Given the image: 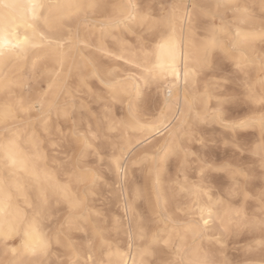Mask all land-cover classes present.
Wrapping results in <instances>:
<instances>
[{
  "label": "snow or ice",
  "instance_id": "obj_1",
  "mask_svg": "<svg viewBox=\"0 0 264 264\" xmlns=\"http://www.w3.org/2000/svg\"><path fill=\"white\" fill-rule=\"evenodd\" d=\"M161 8L156 15L125 0H0V264H264V55L249 51L257 41L264 45V0L259 23L243 27L246 21L226 20L238 8L227 0ZM217 53L235 65L243 92L210 106L198 85ZM127 65L136 70L131 76ZM181 79L193 88L182 104L175 97L173 111ZM94 81L99 88L90 87ZM140 81L165 87L150 115L135 100ZM88 97L104 102L102 113L91 112ZM239 99L249 114L230 117L224 105ZM125 100L126 111L114 114L113 105ZM207 122L226 130L224 143L237 159L248 154L257 163L195 156L198 178L176 184L182 215L162 203L158 180L151 212L138 211L143 190L126 187L133 151L143 148L141 166L154 165L158 176L162 160L190 155L185 140ZM242 130L259 136L240 138ZM256 167L261 186L251 192ZM101 168L116 182L103 180ZM213 172L230 178L228 197L216 196ZM101 182L120 190L122 214L94 207L89 196ZM232 196L256 201L259 212L247 215ZM241 229L259 239L243 261L223 258L224 238Z\"/></svg>",
  "mask_w": 264,
  "mask_h": 264
},
{
  "label": "bare ground",
  "instance_id": "obj_2",
  "mask_svg": "<svg viewBox=\"0 0 264 264\" xmlns=\"http://www.w3.org/2000/svg\"><path fill=\"white\" fill-rule=\"evenodd\" d=\"M100 2H107V0H100ZM125 2L136 5L137 12L139 13L150 11L153 14L159 15L164 10L161 8V5H166V6H170L174 4L175 5H179V4L191 5L192 3L198 2V0H173L168 3L167 2L162 3L160 1L159 2L156 1L157 3H156V6L154 7L150 3H147L146 5L144 4L145 8L143 10H140L138 8V4H136V0H125ZM212 2H214V0H212ZM227 2L232 5L238 6V8L236 10L237 12L233 13V16L230 19H228L226 16V20L234 21L236 23H239L240 21H246L247 24L246 25L242 24L241 25L242 27L259 23V18H260L261 11H262L261 0H227ZM230 11H233V10H230ZM217 23H219V20H217ZM117 35H120V33L118 32ZM127 35L132 36L134 39L132 40L131 37L126 36L127 42L129 44L134 43L135 37L133 33L129 31ZM112 43L115 44V41H112ZM249 51L253 56L258 57V56L264 55V45H261L260 42L257 41L249 49ZM224 61L228 62V64L231 66L232 73L236 75L237 70L235 68V65L232 63V61L225 58L223 54L217 53L212 58V69L206 74H204L199 81V85H198L199 91L201 93L207 91L210 94L209 97H206V101L210 106H215L217 103V100L222 98L223 95L228 94V91H229L228 87H226L223 82L216 83V84L215 82H213L214 83L213 84V83H210V81L212 80L210 81L207 80V76L209 77L211 76V79H212V77L216 74V72L218 71L224 72L225 70L223 68ZM129 66L131 67L130 69L131 71L125 72V75L131 76L135 73L136 70L134 66L132 65H129ZM252 76H253V79L255 80L256 78L255 71H253ZM235 84L238 86V82H236ZM142 85L144 86V83L143 81H140V87ZM155 87L156 86H154V88ZM192 88H193L192 84H189L187 88H185L183 79L180 80L179 87L173 89V109H172L173 111H175V97L179 95L181 104H182L185 94L190 93L192 91ZM158 89H160V95H162L161 97V102H162L164 98L163 90H165V87L161 85ZM239 90H240L239 91L240 93L243 92L242 88H239ZM140 94H141V91L139 90L138 95L135 98L136 103L144 111L145 115H150L151 112L156 109L157 105H145V102L142 103L140 99H138L139 96H141ZM241 102L248 105L242 99H241ZM124 103H125V108L127 109L128 101L125 100ZM233 105H236V104H233ZM247 107H249V105ZM224 109H226L225 110L226 114L234 115L231 109L225 108V107ZM209 111H211V107L209 108ZM214 125H217V124L211 123V122L202 123L199 126V128L194 131L193 136H189L185 140V144L187 146V150L190 153V155L187 158H185L184 153H181L179 157L171 156V157H168L167 159L162 160L159 164L158 176L155 174L154 165L149 164L143 167L141 166L140 157L143 155L144 149L137 147L133 151V154L130 156L129 162H128V174H127L126 187L129 191L134 190L137 187L142 188L143 193H144V198L142 201H137L138 211H145L148 213L151 212V200L155 199L154 193L151 192L152 182L153 180H158L162 203H164L170 209L171 212H175L177 215H182L183 213L177 210L180 207H182L184 202L181 199V197L178 195V193L175 191L176 184L177 182L183 183L185 180H187L188 182H191L192 180L198 178L199 161L195 159V156H200L209 161H215L216 163H220L223 161H230L234 165L235 164L246 165V162L243 161L244 156H239V159H237L236 156L233 155L232 149H227L225 148L226 146L225 147L221 146L218 148V150H214L211 148V146L208 145L207 143L208 139L213 141L215 139V134L217 133L216 131L217 129L214 127ZM224 132L226 134V130ZM222 134L224 136V133ZM220 139H222L221 142L224 143V140L226 139V137H221ZM202 140L205 141L203 145L201 144ZM133 143H135V141H133ZM133 161H135V163H133ZM150 168H152L153 171L150 172L149 171ZM104 169L107 174L111 175L110 180H108V183L112 184L116 182L117 178L115 174L112 172H109L106 168ZM208 182L210 183L216 196L228 197V189L231 186V181L228 175L222 172H213L208 177ZM252 183H253L252 181L249 183L248 190L250 189L251 185L253 186ZM257 184L254 187H257L258 186ZM104 185L106 186L105 187L106 195L103 196V194H101L99 196L95 188L93 194H90L89 199L91 200L95 208L101 209L108 216L122 214L123 212L122 200L119 198V195H118L120 190L114 186L109 188L105 183ZM100 197H102V199H100ZM231 200L236 206H239L241 203H243L244 211L247 214V202L245 203L243 201L242 196H232ZM216 234L219 235V232H217ZM74 238L78 241H82L84 239L83 233H79V232L75 233ZM119 240L122 245L121 251L126 253L127 252V237L123 232L120 233ZM205 243H207V241H205ZM223 245L225 246L224 240H223ZM241 253L242 254L240 255H235V254L233 255L232 252L231 254H229L226 252L225 247L223 248V258H227L230 261H243L248 256V253L247 252H241ZM124 258L125 260H127L128 259L127 255H125ZM53 259H56L55 255L53 256ZM75 259H80L81 261H83L85 259V256L83 254L78 253Z\"/></svg>",
  "mask_w": 264,
  "mask_h": 264
},
{
  "label": "rangeland",
  "instance_id": "obj_3",
  "mask_svg": "<svg viewBox=\"0 0 264 264\" xmlns=\"http://www.w3.org/2000/svg\"><path fill=\"white\" fill-rule=\"evenodd\" d=\"M156 1L157 2L160 1L162 3H164V2L168 3V2H171L173 0H136V4H138V8L140 10H143L147 3H150L153 7L156 6V3H157ZM236 12H237L236 10H233V11L229 10L227 15H226L227 18L230 19L233 16V13H236ZM127 36L131 37V39L134 40L132 36H129V35H127ZM110 63H111V61H110ZM227 64H228V62L224 61V64H223V68L225 69L224 72H222V71L216 72V74L212 77V79H211V76L210 77L207 76V80H209V81L212 80V81H210V83L215 82V84H216V83L223 82L225 84V86L228 87V90H229L228 94L223 95V97L227 96V95H232V92H233V94H239L240 93L239 92L240 91L239 87L235 84L237 82L236 81V75H234L232 73L231 66L229 64L228 65ZM114 66L118 67V65H115V64H114ZM126 67L129 69L127 72L131 71L130 70L131 67L129 65H127ZM120 71L124 72V68H120ZM93 85H95L96 88H99V83L98 82L94 81L93 84H90V87L93 86ZM154 86L155 85H151V86H145V85L143 86L142 85L141 87H139V90L141 91V94H140L141 96H139L138 99H140V101L142 103L145 102V105H158L161 102L162 95H160V89H158L157 87H155L156 88L155 89ZM164 92H165V90H163V96H164ZM89 101H91V102L89 103ZM85 104L87 105V107L93 113H98V112L102 113V111H103L104 102L101 99H92L91 97H88L87 99H85ZM233 104H236V105H233ZM233 104L224 105L225 108H229V109L232 110L234 115L230 114L231 115V116L229 115L230 117L243 118L245 115L249 114V109H248L249 107H247L248 105H246L243 102H241V99L237 100ZM230 106H231V108H230ZM235 106H237V107H235ZM233 108H235V109H233ZM113 110L115 111V112L113 111L114 114L122 115L123 112L126 111L125 103L124 102H123V104H121L119 102L115 103L113 105ZM224 110H226V109H224ZM234 111H236V112H234ZM228 113H230V112H228ZM214 127L217 129L216 130L217 133L215 134V139L213 141L208 139L207 143H208L209 146H211L212 149L218 150L219 147H221V146L225 147L226 146L224 143L221 142L222 139H220V138L221 137H226L227 133L225 134V132H224L225 129H222L221 127H219L218 124L214 125ZM222 133H224V136H223ZM236 135H238L240 138H252L253 140H255L256 138H258L259 133H258V131H256L255 132V136H253L252 130H242L239 133H237ZM225 148L231 149V147H228V146H226ZM57 151L59 152V154L63 158V150L62 149H58ZM243 156H244L243 157V161L246 162V165H253V164L257 163L255 161V159L253 157H251L250 155L244 154ZM103 169L104 168H101V174H102L103 180H105V181L106 180L107 181L110 180V176L111 175L107 174L105 172V169L104 170ZM255 171L257 173V178L252 180L253 186L251 185V187L249 189V191H251V192L258 191L260 186H261V182H260L259 177H258L259 168L256 167ZM101 183L97 185L96 192L98 193L99 196L101 194H103V196H104V195H106L105 194V187L106 186L104 185V183H102V184ZM256 184L258 186L254 187V186H256ZM99 196H97V197H99ZM100 199H102V197H100ZM258 212H259L258 203L256 201H253V200L247 201V214L248 215H253V214H257ZM258 237H259V234H257V233H253V232H251L249 230H246V229H241L238 232H236L235 234L227 235L224 238L225 250L229 254H231V252H232L233 255L234 254L235 255H240V254H242L241 252H247L248 246L254 240L258 239Z\"/></svg>",
  "mask_w": 264,
  "mask_h": 264
}]
</instances>
